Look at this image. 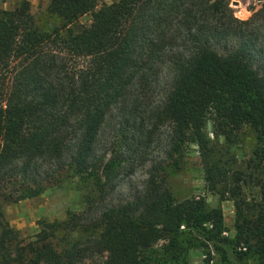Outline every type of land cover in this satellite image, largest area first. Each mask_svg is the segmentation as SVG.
<instances>
[{
  "label": "trees",
  "instance_id": "trees-1",
  "mask_svg": "<svg viewBox=\"0 0 264 264\" xmlns=\"http://www.w3.org/2000/svg\"><path fill=\"white\" fill-rule=\"evenodd\" d=\"M229 1L113 0L98 7L97 0H49L65 34L36 28L27 0L1 11L0 198L37 196L69 171L92 178L101 202L110 175L143 156L149 128L161 121L175 145L193 138L208 190L233 200L236 234L232 241L223 235L222 210L208 209L204 197L175 200L157 162L131 200L91 225L77 213L40 220L36 239L25 245L0 206V264H85L95 256L99 264H184L183 235L209 245L215 264H237L248 253L264 264V206L245 201L242 172L212 159L203 130L211 114L215 134L227 141L241 126L264 139V2L238 20ZM88 13L90 25L73 31L69 25ZM151 92L155 103L143 99ZM114 111L119 148L108 167L97 145ZM160 238L171 239L166 258L153 256Z\"/></svg>",
  "mask_w": 264,
  "mask_h": 264
},
{
  "label": "rangeland",
  "instance_id": "rangeland-1",
  "mask_svg": "<svg viewBox=\"0 0 264 264\" xmlns=\"http://www.w3.org/2000/svg\"><path fill=\"white\" fill-rule=\"evenodd\" d=\"M21 0H0V13L16 7ZM33 25L41 31H53L61 29L65 34V21L48 9L49 0H27ZM113 0H97V6L109 4ZM236 1L237 3H235ZM264 0H230L229 7L234 18L247 20L258 10ZM92 14L80 16L69 26L73 31H78L92 22ZM261 42L264 43V29L260 32ZM166 70H162L164 77ZM148 103L158 100L157 92L142 94ZM119 115L116 111L108 115L107 120L99 133L97 145L101 165L111 167L117 161V149L119 148ZM151 121L150 123H152ZM156 127H150L152 137L149 145L144 149L142 157L136 159L132 165L120 167L109 177V189L100 202L99 191L92 178L86 175H74L71 172L62 171L51 183L34 197H26L19 201H9L0 198V206L8 225L19 233L21 245L34 241L40 230L39 221L48 222L66 219L68 213H77L84 216V224L91 225L93 221L107 208L117 207L131 200L139 193L145 184V180L155 163L163 167L159 170V176H164L167 186L175 200H183L191 197H204L208 209L219 207L222 210L224 231L223 235L229 241L235 239L236 229L235 207L233 200L229 198L221 200L220 196L208 190L204 179V166L199 148L191 136L185 142L175 145L170 140L169 125L167 122L156 121ZM204 133L212 148V159L232 170L241 171L242 196L248 204H256V209L264 206V139H257L255 133L245 126L239 127L232 141L217 136L214 131V119L211 114L206 118ZM255 150L263 152L256 155ZM146 158V159H145ZM115 167V166H114ZM106 180V178H104ZM220 187V186H219ZM92 231V230H91ZM90 231H88V234ZM93 234V233H92ZM80 236V233H75ZM87 233L82 238L88 237ZM181 246L184 248V264H215L210 246H204L200 240L193 237L181 236ZM171 243V239H158L153 247V256L166 258L168 253L164 247ZM234 241L230 243L232 247ZM245 247H237L238 252H245ZM211 254V256H210ZM210 257L212 258L211 260ZM102 257L95 256L85 264H99ZM257 256L244 255L237 264H258Z\"/></svg>",
  "mask_w": 264,
  "mask_h": 264
},
{
  "label": "water",
  "instance_id": "water-1",
  "mask_svg": "<svg viewBox=\"0 0 264 264\" xmlns=\"http://www.w3.org/2000/svg\"><path fill=\"white\" fill-rule=\"evenodd\" d=\"M235 3H237L236 1H234Z\"/></svg>",
  "mask_w": 264,
  "mask_h": 264
}]
</instances>
